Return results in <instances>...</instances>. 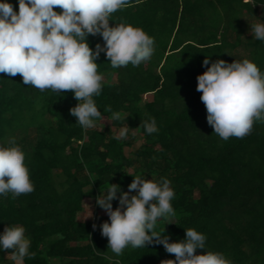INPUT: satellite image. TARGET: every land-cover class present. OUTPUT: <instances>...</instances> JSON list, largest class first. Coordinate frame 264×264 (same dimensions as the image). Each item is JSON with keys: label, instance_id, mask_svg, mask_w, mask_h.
<instances>
[{"label": "trees", "instance_id": "obj_1", "mask_svg": "<svg viewBox=\"0 0 264 264\" xmlns=\"http://www.w3.org/2000/svg\"><path fill=\"white\" fill-rule=\"evenodd\" d=\"M8 2L18 12V0ZM244 13L264 22V0H129L112 14L110 26L142 29L154 38L155 52L140 66L115 69L100 54L102 91L93 99L103 119L89 129L69 113L78 103L71 91H41L19 74L0 73V146L15 140L34 185L28 194L0 196V234L7 225L25 228L34 255L24 264H170L174 254L155 242L117 256L101 235L109 218L96 204L100 190L118 184L125 191L141 174L167 179L175 192V216L159 219L155 228L162 238L182 240L185 229H194L205 235L207 251L222 253L230 264H264V123L225 141L207 123L196 90L206 57L247 59L264 73V42L245 38ZM88 42L93 49L104 43L99 35ZM241 46L244 55L236 54ZM105 74H115L116 82L104 80ZM113 113L121 119L113 120ZM153 118L159 131L148 135L142 125ZM108 125L138 130L143 143L127 153L135 137L117 140ZM85 199L95 205L89 222L77 219ZM11 251H0V264H14Z\"/></svg>", "mask_w": 264, "mask_h": 264}, {"label": "clouds", "instance_id": "obj_2", "mask_svg": "<svg viewBox=\"0 0 264 264\" xmlns=\"http://www.w3.org/2000/svg\"><path fill=\"white\" fill-rule=\"evenodd\" d=\"M129 0H18V12L8 0H0V73L19 74L25 85L65 94L78 101L69 109L82 128L95 127L103 119L93 97L102 91L103 76L98 74L96 61L104 53L112 68L133 67L148 62L155 52V40L140 28L116 24L110 26L112 14L126 7ZM60 9L57 12L55 9ZM252 38L264 42V22L249 24ZM99 35L103 45L95 49L89 36ZM210 65V66H209ZM206 71L197 76L198 92L206 107L207 123L214 133L227 141L244 138L254 122L264 123V73L255 63L245 59L227 63L210 62L205 58ZM104 111H111L110 108ZM119 121V113H113ZM148 135L159 131L156 120L144 121ZM129 126L114 138L126 139ZM13 146H0V196L11 193L13 198L34 191L25 153ZM128 191L110 184L95 198L108 220L100 225L108 248L119 256L124 249L146 247L155 242L166 253L174 254L170 264H230L222 253L206 249V237L194 229H185V238L170 242V236L155 232L159 219L175 216L171 201L175 192L170 181L146 179L144 174L132 176ZM135 192L133 195L132 193ZM113 201H118L113 208ZM92 212V211H91ZM93 213L91 214V216ZM89 216V217H91ZM168 224V223H166ZM96 228V225H93ZM23 226H9L0 234V251L12 250L14 264L31 258V240ZM198 249L206 250L196 254Z\"/></svg>", "mask_w": 264, "mask_h": 264}, {"label": "rangeland", "instance_id": "obj_3", "mask_svg": "<svg viewBox=\"0 0 264 264\" xmlns=\"http://www.w3.org/2000/svg\"><path fill=\"white\" fill-rule=\"evenodd\" d=\"M252 23H256V18L253 16H249L248 14L244 13V16L242 17L241 20V24L244 27V36L249 37L250 31H249V24ZM246 51H244V46H241L237 49V53L236 54H241L244 55ZM104 80L108 81V82H116V75L112 74L111 76L105 74L104 75ZM152 99L151 94L149 95H144L143 96V100L144 101H149ZM109 130L111 131V136H117L119 131L126 126H122V127H116V126H112V125H108ZM129 134L135 137L134 143L131 147L129 148H125L126 152L128 153L129 151H134L135 149H137L138 147L141 146V144L143 143V138L141 136V134L139 133L138 130L136 129H129ZM128 191V188L125 190ZM133 195L135 194V192L132 193ZM92 211V212H91ZM93 213V215L91 216V214ZM94 214H95V205L92 199H85L84 200V205H83V209L82 211L78 212L77 214V219L79 221H83V222H89L92 221L94 218ZM91 216V217H89ZM50 264H62L58 259H53L51 261Z\"/></svg>", "mask_w": 264, "mask_h": 264}]
</instances>
